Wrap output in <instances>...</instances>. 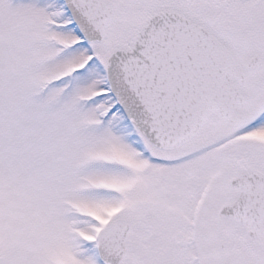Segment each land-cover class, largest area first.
<instances>
[{
  "label": "snow or ice",
  "instance_id": "obj_1",
  "mask_svg": "<svg viewBox=\"0 0 264 264\" xmlns=\"http://www.w3.org/2000/svg\"><path fill=\"white\" fill-rule=\"evenodd\" d=\"M0 264H264V0H0Z\"/></svg>",
  "mask_w": 264,
  "mask_h": 264
}]
</instances>
